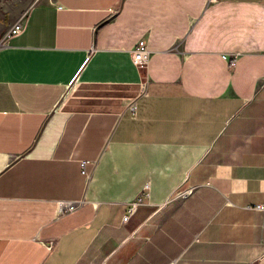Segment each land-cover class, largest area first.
<instances>
[{"label":"crops","instance_id":"crops-1","mask_svg":"<svg viewBox=\"0 0 264 264\" xmlns=\"http://www.w3.org/2000/svg\"><path fill=\"white\" fill-rule=\"evenodd\" d=\"M24 10L0 47V264H264V0H0V36Z\"/></svg>","mask_w":264,"mask_h":264},{"label":"built area","instance_id":"built-area-1","mask_svg":"<svg viewBox=\"0 0 264 264\" xmlns=\"http://www.w3.org/2000/svg\"><path fill=\"white\" fill-rule=\"evenodd\" d=\"M26 18V11L20 14L19 18L7 27L5 32L0 36V47L7 45L11 36L18 34L24 27V21ZM149 52L146 48V44L144 39H139L135 46L130 50V56L132 63L137 68H143L147 62ZM133 108L134 106L131 105ZM90 162L87 160H81L79 162L81 173L85 176H88L87 165ZM147 188V184H145L144 189ZM193 187H185L177 189L174 194L171 196L170 200H182L186 198L189 194L192 193ZM142 197L141 195L137 198L136 201L131 203L130 208L128 209V213H126L122 220L126 221L130 214L133 212L135 206L141 203ZM80 202H68V201H59L57 202L58 211L60 212H70L75 210L79 206ZM252 208L260 211H264V204L258 203L252 206Z\"/></svg>","mask_w":264,"mask_h":264},{"label":"rangeland","instance_id":"rangeland-1","mask_svg":"<svg viewBox=\"0 0 264 264\" xmlns=\"http://www.w3.org/2000/svg\"><path fill=\"white\" fill-rule=\"evenodd\" d=\"M46 1H48V0H46ZM24 11H25V10H24ZM24 11H22V13H23ZM22 13H21V14H22Z\"/></svg>","mask_w":264,"mask_h":264}]
</instances>
